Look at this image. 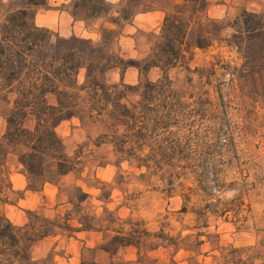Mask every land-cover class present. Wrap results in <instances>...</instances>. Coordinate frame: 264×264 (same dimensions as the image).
<instances>
[{"label":"rangeland","instance_id":"374dc122","mask_svg":"<svg viewBox=\"0 0 264 264\" xmlns=\"http://www.w3.org/2000/svg\"><path fill=\"white\" fill-rule=\"evenodd\" d=\"M11 1L0 0V25ZM209 6L228 10L226 18L214 20L226 26L222 38L233 33L228 27L243 11L264 15V0H208ZM124 7V3L117 4L102 18H118ZM146 9L144 1L139 12ZM86 23L101 37L103 30H109L104 21ZM124 25H114L117 29L109 31L118 38ZM141 38L152 46L150 57L160 36ZM115 39L112 54L133 60L120 56ZM184 55V63L168 72L183 104L176 106L180 114L169 122L172 128L157 137L159 121L145 119L147 103L140 111L137 146L141 162L150 168L161 164L164 171H148L140 164L124 161L106 143L111 134L103 123L78 118L56 130L66 154L78 159V167L65 176L51 175L52 183L42 191L28 190L18 158L14 153L8 156L6 169L14 193L5 214L15 226L22 227L31 211L48 219L68 217L74 229L82 228L87 220L95 229L84 234L61 232L37 243L32 248L37 264H264V70L255 75L256 81L253 77L248 81L251 74L243 68L241 57L219 40L206 50L187 43ZM118 71L124 73L111 70L105 81L117 84ZM85 76L82 70L79 84L84 83ZM160 77L159 70L148 75L151 82ZM142 85L140 76L132 86L139 92L128 91L124 105L131 108L140 103ZM49 102L55 103L52 99ZM10 109L11 105L0 99V141ZM161 123H166L165 119ZM176 123H180L181 131L174 128ZM34 126L35 119L29 117L25 127ZM105 135H109L108 140ZM121 135L126 137L124 128ZM159 152L167 155L149 159ZM173 168L182 169V174L177 175ZM19 181L25 183L23 189H19ZM82 194L87 199H82ZM137 223L141 232H147L143 246L122 248L114 257L100 249L116 232H127ZM161 234L167 238L164 248L154 250V244H161L157 241Z\"/></svg>","mask_w":264,"mask_h":264},{"label":"trees","instance_id":"16d2710c","mask_svg":"<svg viewBox=\"0 0 264 264\" xmlns=\"http://www.w3.org/2000/svg\"><path fill=\"white\" fill-rule=\"evenodd\" d=\"M72 1V14L83 21H91L109 16L112 7L105 0H65ZM145 0H123L125 4L118 18L111 24L117 27L129 23L137 14ZM48 0H12L8 13L0 25V99L11 105L6 116L7 128L0 141V264H37L32 258V248L37 243L55 237L61 232H92L95 229L87 220L82 228L74 229L68 217L48 219L40 212H27V222L22 227L15 226L6 216L5 208L11 204L13 186L6 169V161L11 153L18 157L27 188L40 192L51 175L65 176L76 170L78 159L66 154L63 140L57 128L64 122L78 118L92 123H103L110 135L112 145L124 161L140 164L148 171L162 172L161 164L154 168L144 165L140 159L138 128L141 106L147 103L145 119L159 121L156 136L168 133L170 121H175L180 110L181 94L175 91L168 72L184 63V49L191 43L199 50L210 49L215 41L237 52L243 68L250 72L251 79L264 70V15L243 11L228 27L233 33L222 38L226 30L221 22L206 17L208 0H181L164 20L160 42L146 61H125L111 52V43L116 38L113 31L103 30L101 41L57 38L34 23L36 9L47 6ZM129 68L139 71L143 81L140 103L131 108L123 104L128 91L139 92L138 87L124 83L108 84L105 77L109 71ZM190 71L189 68H186ZM85 70V81L78 82L79 73ZM159 70L161 77L151 82L148 75ZM253 77V79H252ZM256 81V80H255ZM55 99L50 104L49 97ZM181 108V107H180ZM29 117L35 119L34 129L25 127ZM165 119L166 123H161ZM175 129L181 131L180 123ZM122 128L125 134L121 135ZM175 154V153H173ZM151 160L167 155L154 153ZM172 171L181 175L182 169ZM83 195V194H82ZM83 195L82 199H87ZM141 224L133 225L127 232L122 229L110 242L100 249L112 257L122 248L141 247L147 232H141ZM154 250L164 248L167 238L158 235ZM169 241V240H168ZM81 264H101L95 261ZM109 264H115L113 262Z\"/></svg>","mask_w":264,"mask_h":264},{"label":"crops","instance_id":"0c3cea01","mask_svg":"<svg viewBox=\"0 0 264 264\" xmlns=\"http://www.w3.org/2000/svg\"><path fill=\"white\" fill-rule=\"evenodd\" d=\"M110 6L119 5L123 0H105ZM180 0H145L147 9L137 14L131 22L121 28V33L115 42H118L117 48L120 56L128 57L136 61H143L150 55L152 46L143 43L142 35H156L161 34V28L164 23L166 15L173 10L174 7L179 5ZM72 1L65 0H48L47 6L35 10L34 23L38 28L50 31L53 36L61 39L78 38L82 40H89L93 42H100L101 36L98 32L93 30L85 21L73 17L72 14ZM221 8L223 10H221ZM226 8V7H225ZM226 11L224 6L212 8L209 6L206 10V15L212 20H221L226 18ZM225 13V14H224ZM98 21H104L109 30L117 29L110 21L99 18ZM115 77H118L115 83H124L127 86L136 85L140 74L134 68H129L124 73L121 71L116 72ZM49 99L55 101L51 96ZM34 128V127H33ZM32 127L27 128L32 130ZM16 158H18L16 156ZM23 179L25 177L22 175ZM20 188L25 187L19 181ZM13 186V185H12ZM46 189V187H45ZM46 191V190H45ZM80 232L77 234H84ZM48 239V238H47ZM47 239L43 240L46 241ZM74 259V258H73ZM69 258L68 260H73Z\"/></svg>","mask_w":264,"mask_h":264}]
</instances>
